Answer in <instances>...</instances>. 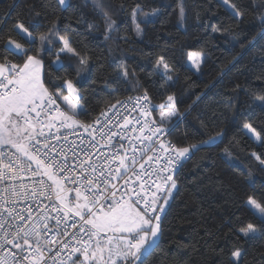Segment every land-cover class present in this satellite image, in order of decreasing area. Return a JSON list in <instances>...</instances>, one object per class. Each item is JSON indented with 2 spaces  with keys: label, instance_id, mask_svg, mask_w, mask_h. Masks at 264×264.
Masks as SVG:
<instances>
[{
  "label": "snow or ice",
  "instance_id": "6c2138e0",
  "mask_svg": "<svg viewBox=\"0 0 264 264\" xmlns=\"http://www.w3.org/2000/svg\"><path fill=\"white\" fill-rule=\"evenodd\" d=\"M104 22L103 38L109 41L119 29L117 20L103 0H90ZM223 9L230 20L226 27L212 25V32L239 35L249 15L258 21L256 32L243 47L261 46L264 64V0H209ZM251 5V9L249 8ZM73 8L72 0H46L43 10L29 7L36 17L53 19L46 30L26 23L20 13L0 18V264H149L161 249L167 211L179 194V174L193 156L218 147L228 136L223 112L264 113V88L234 84L237 98L215 110L198 115L199 131L205 139L195 143L170 139L175 122L189 115L213 88L235 67V54L218 78L195 96L185 113L171 91L179 80L175 67L164 55L156 57L149 76H159L156 87L160 103L147 88L143 94L117 98L118 89L96 107H85L83 79H91L95 61L87 51L74 46L71 30L61 34L58 13ZM128 8L119 5L121 12ZM178 24L187 20L184 0L178 4ZM77 23L89 32L99 25L79 13ZM158 10L145 12L141 4L131 8L135 39L122 35L124 43L143 42L141 24L154 23ZM187 61L199 73L205 61L203 51H187ZM116 84L138 80L135 69L124 60L114 63ZM257 79L264 80V74ZM245 97L239 100V95ZM98 109V111H97ZM158 113V115H154ZM239 133L259 144L248 159L264 171V126L245 121ZM240 143L233 134L220 149L221 159L238 167L232 148ZM251 178V171H248ZM217 191L231 197L235 211L226 239L233 250L226 264H243L239 241L264 242V192L235 197L234 189L221 182ZM240 209H247L254 222ZM223 250H221L222 252Z\"/></svg>",
  "mask_w": 264,
  "mask_h": 264
},
{
  "label": "trees",
  "instance_id": "16d2710c",
  "mask_svg": "<svg viewBox=\"0 0 264 264\" xmlns=\"http://www.w3.org/2000/svg\"><path fill=\"white\" fill-rule=\"evenodd\" d=\"M103 2L119 24L118 31L109 41L103 38L104 22L93 10L90 0H72V9L58 13L61 17V34H64L65 28H69L74 46L87 51L95 61L92 78L79 83L84 91L82 103L85 107L92 109L99 101L106 100L107 92L112 88L118 89L116 95L119 99L143 93V89L147 88L154 97L153 103L159 104L160 97L156 92L159 76L150 77L149 73L156 57L164 55L179 75L171 91L176 94L178 109L183 114L195 96L218 78L219 70L227 66L232 56L241 54L239 63L228 72L223 82L213 88L189 115L175 122L170 139L190 144L206 138L200 134L197 116L210 110H215L218 115L223 112V104L230 95L233 99L237 98L233 92L234 84L264 88V80L257 79L264 74L261 46L243 47L257 30L258 21L254 15L247 16L240 26L239 35L232 36L212 32L213 24L223 28L230 20L223 9L216 8L209 0H184L187 20L183 26L178 24L179 0H123L128 5L123 12L119 10L122 0ZM234 2L243 5L248 0ZM44 3L46 0H0V18L5 13L13 16L20 13L26 23L39 25L37 33H42L53 17L50 14L47 19L36 17L28 10L30 6L43 10ZM136 3L141 4L145 12L155 9L160 15L153 18L155 22L152 24H141L144 29L142 43L130 41L126 44L119 37L127 35L135 39L131 8ZM79 13L99 25V30L89 32L84 23H77ZM193 29H199V33L192 34ZM187 51L204 52L206 58L199 73L188 66ZM120 60L136 70L138 80L128 84L113 82L115 74L112 67ZM238 99L242 101L245 97L241 94ZM222 120V126L228 133L223 144L197 152L180 172V191L167 211L161 249L149 264H226L233 250V240L226 239L225 234L235 209L229 194L217 191L216 186L223 182L226 187L235 190V197L253 194L259 199L264 192V171L258 168L255 161L248 159L250 152H260L262 149L238 131L245 121H251L258 129L264 126V113H247L243 109L239 113L223 112ZM233 134L240 139V143L232 148V155L239 162L235 168L229 166L231 161L225 162L220 156V149L229 144ZM248 171L252 173L251 178ZM239 214L254 222L247 209H240ZM238 246L244 253L243 264H264V242L241 239Z\"/></svg>",
  "mask_w": 264,
  "mask_h": 264
},
{
  "label": "built area",
  "instance_id": "2783aa9c",
  "mask_svg": "<svg viewBox=\"0 0 264 264\" xmlns=\"http://www.w3.org/2000/svg\"><path fill=\"white\" fill-rule=\"evenodd\" d=\"M142 94H143V93H137V94L129 95V96H126V97L121 98V100H125V99H127L128 97H135V96L142 95ZM154 115H156V114L154 113Z\"/></svg>",
  "mask_w": 264,
  "mask_h": 264
},
{
  "label": "rangeland",
  "instance_id": "374dc122",
  "mask_svg": "<svg viewBox=\"0 0 264 264\" xmlns=\"http://www.w3.org/2000/svg\"><path fill=\"white\" fill-rule=\"evenodd\" d=\"M198 33H199V29H193V30H192V34L196 35V34H198ZM187 64H188V66L191 67L190 62H188ZM191 68H192V67H191ZM193 70H194V69H193Z\"/></svg>",
  "mask_w": 264,
  "mask_h": 264
}]
</instances>
